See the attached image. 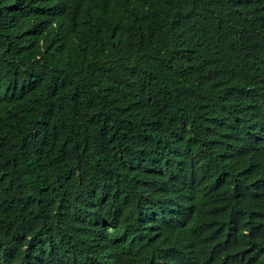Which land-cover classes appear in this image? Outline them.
Masks as SVG:
<instances>
[{"label": "trees", "instance_id": "trees-1", "mask_svg": "<svg viewBox=\"0 0 264 264\" xmlns=\"http://www.w3.org/2000/svg\"><path fill=\"white\" fill-rule=\"evenodd\" d=\"M0 264H264V0H0Z\"/></svg>", "mask_w": 264, "mask_h": 264}]
</instances>
